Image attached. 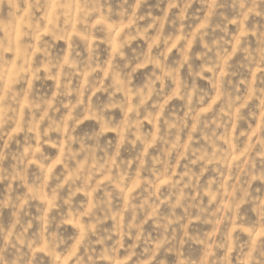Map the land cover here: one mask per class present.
Wrapping results in <instances>:
<instances>
[{
  "label": "clouds",
  "instance_id": "clouds-1",
  "mask_svg": "<svg viewBox=\"0 0 264 264\" xmlns=\"http://www.w3.org/2000/svg\"><path fill=\"white\" fill-rule=\"evenodd\" d=\"M0 264H264V0H0Z\"/></svg>",
  "mask_w": 264,
  "mask_h": 264
}]
</instances>
